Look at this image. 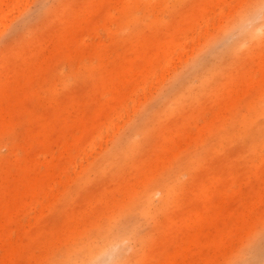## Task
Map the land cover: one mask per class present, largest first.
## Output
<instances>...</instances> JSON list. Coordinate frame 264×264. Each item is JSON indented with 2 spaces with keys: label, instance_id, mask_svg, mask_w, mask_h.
Segmentation results:
<instances>
[{
  "label": "rangeland",
  "instance_id": "1",
  "mask_svg": "<svg viewBox=\"0 0 264 264\" xmlns=\"http://www.w3.org/2000/svg\"><path fill=\"white\" fill-rule=\"evenodd\" d=\"M0 11V264H264V0Z\"/></svg>",
  "mask_w": 264,
  "mask_h": 264
},
{
  "label": "bare ground",
  "instance_id": "2",
  "mask_svg": "<svg viewBox=\"0 0 264 264\" xmlns=\"http://www.w3.org/2000/svg\"><path fill=\"white\" fill-rule=\"evenodd\" d=\"M189 2H191V1H189ZM7 4V3H6ZM192 5V4H191ZM194 5H195V3H194ZM196 5H198V4H196ZM196 5H195V7H196ZM203 5H205V4H203ZM208 6H209V4H208ZM192 8V7H191ZM190 8V9H191ZM207 8V7H206ZM205 9V8H204ZM200 10V9H199ZM198 10V11H199ZM1 12V11H0ZM3 12V11H2ZM207 12V11H206ZM192 13H194V12H192ZM203 13V12H202ZM1 14V13H0ZM206 14V13H205ZM197 17V16H196ZM208 17H210V16H208ZM198 18V17H197ZM200 18V17H199ZM198 18V19H199ZM209 20H211V18H209ZM207 21H208V19H207ZM211 22V21H210ZM208 23V22H207ZM194 39V38H193ZM195 40V39H194ZM193 41V40H192ZM191 41V42H192ZM168 42V41H167ZM189 42V41H188ZM187 42V40L185 41L184 40V42H183V45L179 42L177 45H175V46H169V48H168V50H165V48L163 49V52H164V56L166 55L167 56V60L170 62L171 60H172V58H173V56L174 55H176V53L178 52V53H181L182 51H186L187 50V48L188 47H190V45H189V43ZM164 47V46H163ZM170 54V55H169ZM216 54H218V52H216ZM169 55V56H168ZM165 56V57H166ZM50 169H53V166L52 167H50ZM168 192H169V190H168ZM169 194V193H168ZM0 200H2V196L0 195ZM5 201H4V207L2 208V207H0V214L1 215H3L5 212L4 211H6L7 209H8V200L7 199H4ZM193 214V213H192ZM202 225V224H201ZM61 264H66L65 263V260L63 259L62 260V263Z\"/></svg>",
  "mask_w": 264,
  "mask_h": 264
}]
</instances>
